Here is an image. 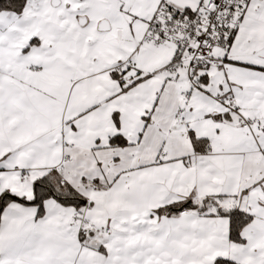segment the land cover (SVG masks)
<instances>
[{
  "label": "snow or ice",
  "instance_id": "1",
  "mask_svg": "<svg viewBox=\"0 0 264 264\" xmlns=\"http://www.w3.org/2000/svg\"><path fill=\"white\" fill-rule=\"evenodd\" d=\"M0 264H264V0H0Z\"/></svg>",
  "mask_w": 264,
  "mask_h": 264
}]
</instances>
